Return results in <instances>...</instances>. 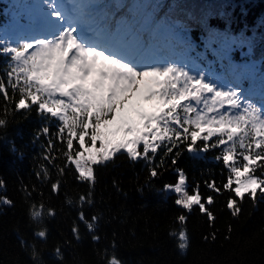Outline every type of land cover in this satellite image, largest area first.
Returning <instances> with one entry per match:
<instances>
[{
	"label": "trees",
	"instance_id": "obj_1",
	"mask_svg": "<svg viewBox=\"0 0 264 264\" xmlns=\"http://www.w3.org/2000/svg\"><path fill=\"white\" fill-rule=\"evenodd\" d=\"M81 2L92 5L85 9L91 27L117 45L175 61L192 74L205 72L225 88L238 85L257 104L264 100V0ZM18 4L0 0V36L21 37L16 24L34 23L33 16H14ZM7 70L8 57L0 54L5 82ZM8 94L13 95L10 88ZM0 119L7 121L0 127V198L11 201L0 204V264H108L113 256L120 264H264V196L241 200L223 188L228 171L216 159L221 148L189 152L185 141L165 155L161 147L152 160V167L162 165L155 177L143 159L131 161L119 153L94 166L90 187L77 180L74 166L65 167L66 145L57 138V120L38 115L35 107L16 111L2 96ZM195 147L202 148L203 142ZM178 170L202 200L212 197L205 206L213 221L198 206L187 211L175 205L176 195L165 191ZM209 183L219 191L208 188ZM229 198L240 208L236 216L227 207ZM41 205L43 216L32 219L30 210ZM180 215L186 216L184 224L177 220ZM92 217L97 219L89 230ZM181 228L187 236L184 251L170 235ZM41 230L43 239L36 236Z\"/></svg>",
	"mask_w": 264,
	"mask_h": 264
},
{
	"label": "snow or ice",
	"instance_id": "obj_2",
	"mask_svg": "<svg viewBox=\"0 0 264 264\" xmlns=\"http://www.w3.org/2000/svg\"><path fill=\"white\" fill-rule=\"evenodd\" d=\"M91 6L81 0H42L46 19L38 34L0 36V54L8 57L7 82L0 79L4 101H11L16 111L35 107L38 115L57 120V138L66 145L65 167L74 166L77 180L90 187L95 183L94 166L116 154L126 153L131 161L143 159L155 177L156 167L162 166H151L158 149L166 148L167 155L188 141L189 152L221 148L216 159L228 171L225 190L241 200L264 196V100L257 104L238 85L225 88L205 72L192 74L175 61L117 45L91 28L85 12ZM6 123L0 119V127ZM42 131L47 134L49 129ZM198 142H203L202 148L195 147ZM58 187L54 183L52 191ZM207 187L219 191L214 183ZM164 189L176 195L175 205L187 211L198 206L210 222L214 220L205 206L213 203L212 197L202 202L198 188L189 194L182 170L175 184H166ZM79 199L84 203L86 197ZM0 204L11 201L0 198ZM227 207L233 216L240 212L232 198ZM43 214L42 205L30 210L34 220ZM47 214L54 215L51 210ZM80 219H84L82 213ZM96 219L92 217L87 224L89 230ZM177 220L184 224L186 216ZM72 231L76 234L78 230L74 227ZM170 235L184 251V229ZM36 236L43 239L46 232L41 230ZM108 264L120 262L113 256Z\"/></svg>",
	"mask_w": 264,
	"mask_h": 264
},
{
	"label": "rangeland",
	"instance_id": "obj_3",
	"mask_svg": "<svg viewBox=\"0 0 264 264\" xmlns=\"http://www.w3.org/2000/svg\"><path fill=\"white\" fill-rule=\"evenodd\" d=\"M18 8L19 9L16 13L17 15H21V16H25V17L26 16H36V17H42V18L46 19L45 9L42 7V0H19ZM217 78H218L217 80L219 82H222V80H224L220 76ZM175 182L176 181L171 182V183H166V184L172 185V184H175ZM186 187H187L188 193L192 194L193 190L187 186V182H186ZM2 194L5 195L4 193H2ZM202 202H203V200H202Z\"/></svg>",
	"mask_w": 264,
	"mask_h": 264
}]
</instances>
